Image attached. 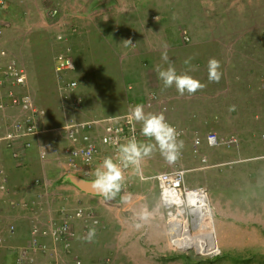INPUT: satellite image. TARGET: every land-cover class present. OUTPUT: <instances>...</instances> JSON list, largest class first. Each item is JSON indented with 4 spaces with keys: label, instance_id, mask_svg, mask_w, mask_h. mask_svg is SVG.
Wrapping results in <instances>:
<instances>
[{
    "label": "rangeland",
    "instance_id": "rangeland-1",
    "mask_svg": "<svg viewBox=\"0 0 264 264\" xmlns=\"http://www.w3.org/2000/svg\"><path fill=\"white\" fill-rule=\"evenodd\" d=\"M41 1V6L30 2L28 10L38 14L42 9L47 18L42 22L48 23V26H44L47 36L43 39L49 41L48 50L51 52L40 54L42 60L51 58V61H46L47 68H44L47 89L44 96H36V85L29 83L27 91L36 98L40 107L44 106L50 113L47 126L52 127L54 120H62V123L66 120L61 116L65 111L51 83L55 61L53 66L51 62L61 52L74 57L77 71L71 76L79 80L81 90L83 86L91 87V83L96 81L100 96L104 90L109 98L114 97L118 90H125L123 83L112 84L119 78L121 54L117 57L116 52L111 50L122 46L139 51L144 66L150 65L152 69L154 60L151 55L159 56L158 64H163L165 68L171 64L178 74H188L206 85L191 95H180L176 90L178 108H172L168 118L184 131L179 140L183 146L177 159L169 162L156 150L142 159L141 168L134 166L126 172L121 192L114 199L103 197L102 201L115 207L120 216L127 211L129 225L144 228V213L155 211L157 207L154 204L159 198L158 184L153 177L171 168H184L189 171L188 186H203L210 192L213 227L205 228L204 232L206 235L210 232L217 234L221 254L203 257L193 249L186 253L172 246L170 239L169 244L157 247L136 235V241L130 238L126 246L129 258L119 260V264H264V0ZM5 5L0 4V26L9 10ZM19 8L24 7L21 5ZM23 12L25 14L27 11ZM40 22L26 21L25 28L36 24L35 28H41ZM20 25L24 28V21ZM2 27L5 28L4 25ZM186 34L190 37L189 42L184 39ZM59 35L63 39H59ZM34 39L40 40L42 37ZM126 40H131L132 44L124 42ZM14 41L18 47L14 46L12 51L21 58L16 61L23 63L26 44L30 42L26 43L27 38L24 37ZM164 44L168 45L167 49L162 47ZM165 50L169 56L168 62L161 59ZM212 58L221 64L222 76L218 83L208 80V62ZM189 59L191 66H195L191 71L188 70L190 65L185 64ZM4 93L0 89V96ZM85 101L88 104L91 100L88 98ZM96 101L94 107L101 109L95 111L101 114L111 111V103H104L101 99ZM18 115L14 110L6 116L0 115V136L10 127L11 121L19 118ZM211 133L220 137L221 146H209L207 136ZM196 137L202 138L201 157L195 153ZM232 138L237 140L235 144H230ZM142 141L154 143L147 137H142ZM7 150L15 159L13 151ZM202 158H206V163L202 162ZM61 169L63 175L67 176L64 167ZM239 188L247 194L245 201L237 196ZM9 194L1 198H6L5 202L9 205H5L14 211L21 209H13L12 204L36 198L34 195L15 199ZM240 199V204L233 203ZM54 203H58V200L50 204L42 202L40 214L50 213ZM144 206H148V209H144ZM218 210L223 218L222 237L218 234ZM34 213L24 210L30 221H37ZM166 213H163L165 222ZM46 217H43V221ZM5 223L7 231L14 226L9 219L5 218L4 221L3 218ZM201 230L202 227L193 229L197 236H201ZM3 249L4 245L1 244L0 260ZM109 264L117 263L111 258Z\"/></svg>",
    "mask_w": 264,
    "mask_h": 264
},
{
    "label": "crops",
    "instance_id": "crops-1",
    "mask_svg": "<svg viewBox=\"0 0 264 264\" xmlns=\"http://www.w3.org/2000/svg\"><path fill=\"white\" fill-rule=\"evenodd\" d=\"M30 2L38 6H41L42 4L41 0H5V8L7 7L9 10L6 8L8 12L7 15H4V18H2L3 20H1V22L3 23L0 26V67L7 65L8 62L12 60L16 61L17 59H21L20 57H17L16 52L14 53L12 51L14 46H16V48L18 47L17 42L14 41V39L20 37L27 38L26 43H30L26 44L25 62L22 61L23 63H18L26 67L29 75V83L31 85H36L35 95L44 96L47 89L44 68H47L46 65L48 62L46 61H51V58L48 57V60H42L40 54H48L50 51L48 50V47H50L49 41L43 39L44 36H47L45 30L47 28H44V26H48V23H42L47 20V18L44 17L45 15L42 9L38 11V14L28 10V5ZM21 5L24 8H19ZM16 10H18V12H16ZM23 11H27L29 15L26 12L25 14L28 16H24L25 14ZM32 20H39V22L41 21V24H39V27L41 28H35L37 24L34 25V27L27 28V26L25 28V22L29 21L32 23ZM22 21H24V28L23 25H20L22 24ZM3 25L5 28L2 27ZM35 37H42V39L37 40L34 39ZM13 43L15 44L12 45ZM53 51L54 50H52V52ZM111 52H116L115 55L117 57H120L121 54L118 63L120 72L117 74L119 78L112 84L119 85L123 83L125 90L123 91L120 89L113 94L114 97L109 98L106 90L103 91V95H101L102 97L100 96L97 90L96 81L91 83V87L83 86L82 90L80 86L79 92L84 102V112L82 117L100 119L119 116L127 113L132 108V106L142 104L144 106L145 113L159 114L163 112L165 118L168 119V117L171 116H169V114L171 113L170 111L172 108L174 110L178 108L176 104V88L175 86L171 88H165L163 81L159 79L158 72L155 71L156 66L159 65L161 68L166 69L163 64H158L160 61L159 56L153 57L151 55L154 60V67L152 65L151 69L150 65L144 66V59L143 56L139 55L140 52L136 50L133 51L128 46L127 48L122 46L119 49L113 47ZM53 62L54 60L51 62L52 66ZM108 67L109 66H107V68ZM51 83L57 90L58 95L56 94V96L59 97V104L62 106L63 101L61 99L60 93L58 92L60 90L59 84L56 80L54 67ZM28 93L29 92L26 94ZM153 95H157L158 99L156 101L151 98ZM88 98L91 101L86 104L85 100H88ZM100 99L104 103H111L109 108L111 111L108 110L109 113L103 112L101 114L98 111H95L101 109L100 107H94V102ZM163 108H167V110L163 111ZM43 109L47 112L49 118L50 113L44 108V106ZM13 110L19 114L18 110L10 109L5 112L0 111V115L5 114L6 116L8 115V112L11 113ZM71 113L73 115H77V112L75 113L74 111H71ZM86 113L89 116L86 115ZM61 114L62 118H67V116H69L68 112ZM17 119L11 121L10 123L16 122ZM6 122H8V119ZM63 124L64 123H62V120H54L53 126L47 127L59 128ZM184 124L185 123L183 122V125ZM191 124L194 125L193 122ZM188 125L192 126L190 124ZM188 125H185V127L188 128ZM192 127L194 130L197 129L195 126ZM139 128L141 132V123H139ZM142 137L144 136L142 135ZM34 143L35 147L27 153V156L22 161L13 159L11 152L4 146L0 148V170L3 171V175L7 176L9 179V196L11 198L14 196L15 199H18L21 196L34 197V195H36L37 198V194L41 190H38L34 187V182L39 178H46L53 183L54 191L60 194L61 197H59L58 203L52 204L50 213L40 214V216H42V221L44 216L47 215V217L44 219H48L49 217L56 214L57 209L61 208L72 211L78 207L88 206L95 208L97 213L100 214V224L95 226L96 233L91 240L87 238L89 229L85 227V224L78 220H74L76 238L72 242V248L69 254L61 253L59 258H55L56 260H49L50 258L39 257L37 260L38 264H77V261H82V264H98V262H101L102 264L103 262H106L109 264L111 262V258L115 261V263L119 264V260L122 261L129 258V252L126 246L129 245L130 238L133 239L134 242L136 241V235H138L140 238L143 237L148 244H153L157 247L161 244H169L168 231L165 224V216L163 214L165 210L161 203L160 191L159 198L154 204L155 208L157 207L156 210L153 212L148 211V216L144 215V220H146L144 228L136 227L134 225L131 226L128 222L127 211L126 213L122 212L120 216V214L116 212L115 207H110L104 202V200L102 201V199H104L103 197L88 195L68 182L66 180V176H64L61 172L62 169L60 164L53 160L43 161L39 155V148L37 147L38 144H36L38 141L36 140ZM125 176L127 177V174L124 175V177ZM95 178L96 177L94 173L93 176L88 179ZM242 190L243 189L240 188L238 189L237 196L242 197L244 200L247 194ZM3 199L4 197L0 198V237L3 238L4 251L1 254L2 257L0 264H16L15 253L17 252V249L27 245L30 242L31 226L32 221L34 220L30 221L28 215L24 214V210H10L5 205H9L7 202H5L7 199ZM240 201L241 199L239 201L235 200L233 203H235V205L240 204ZM144 209H148V206H144ZM217 215H219L217 219V225L218 230L220 231L218 234L220 235L219 237H222L221 227H223V218L219 210ZM3 218L4 221L5 218L9 219L10 223H12L11 225L14 224V233L10 232L9 230L7 231L6 223L3 224ZM157 218L160 219V221H158ZM37 219H40V217ZM93 227L94 226L91 228ZM12 248H14V251H12Z\"/></svg>",
    "mask_w": 264,
    "mask_h": 264
},
{
    "label": "built area",
    "instance_id": "built-area-1",
    "mask_svg": "<svg viewBox=\"0 0 264 264\" xmlns=\"http://www.w3.org/2000/svg\"><path fill=\"white\" fill-rule=\"evenodd\" d=\"M0 4L4 6L6 3L1 0ZM59 39H63V37L59 36ZM184 39L187 42L190 41L187 34ZM76 71L77 65L73 56L67 52H61L56 56L55 75L63 101L62 109L68 112L69 116L61 127L48 128L46 111L38 106L30 94L24 92L28 86L26 68L15 61H10L5 67H0V89L5 91L4 96L0 97V111L15 109L20 114L18 120L11 123L7 131L0 136V148L4 146L10 149L13 151V157L22 161L27 153L35 147L34 141L37 140L39 155L43 161L53 160L64 167L68 174L88 179L93 176L106 157H111L119 163V146L127 143L133 137L142 143V135L138 122H133L135 127L129 123L130 110L119 116L100 119L83 118L84 102L79 92L80 84L76 78L70 76ZM151 98L155 101L158 99L157 95H153ZM166 110L167 108H163V111ZM71 111L77 112V115H73ZM166 120L177 129L179 141L183 130L175 126L169 119ZM236 142L237 140L234 138L230 140V144ZM207 143L210 147L217 148L221 146L222 141L216 133H211L207 136ZM201 145L202 138L196 137L194 148L195 153L200 157L202 156ZM206 161V158H202L203 163ZM140 164L138 167L141 168ZM133 167L129 165L127 168H123V174L125 175ZM187 174L188 171L183 168H171L169 171L157 173L153 177L158 184L161 202L167 212V227L171 244L183 252L192 249L188 247L181 249L173 244L175 237L174 232L170 230L171 225L178 222L195 234L193 231L195 214L191 209L197 206L198 200L202 204L203 199L208 202H204V205L212 209L209 190L203 186L194 188L188 186ZM8 187L9 179L0 170V198L9 193ZM34 187L41 190L36 199L21 201L12 204V206L13 209L34 211L39 218L42 202L50 204L61 196L54 191L53 183L46 178L35 180ZM174 198H178V202L174 201ZM74 220L83 222L85 227L90 229L92 226L100 224V215L95 208L82 206L72 211L61 208L54 216L44 221L40 219L32 221L30 242L17 249L16 264H38L39 256L55 259L59 258L61 253L70 252L71 243L76 237ZM14 231L15 226H12L10 232L14 233ZM204 231V229L200 231L203 247L200 251L193 250L203 257L219 256L221 249L218 243L213 250H210L213 242L209 244L210 241L207 240ZM1 244H3V238L0 237ZM77 264H82V262L77 261Z\"/></svg>",
    "mask_w": 264,
    "mask_h": 264
},
{
    "label": "clouds",
    "instance_id": "clouds-1",
    "mask_svg": "<svg viewBox=\"0 0 264 264\" xmlns=\"http://www.w3.org/2000/svg\"><path fill=\"white\" fill-rule=\"evenodd\" d=\"M124 42L132 44L131 40H126ZM162 47L164 49H167L168 45L164 44ZM161 59L164 62L169 61V56L166 50L162 52ZM185 64L190 65L188 69L189 71L194 70L195 66H191L190 59L186 60ZM5 66L6 65H4L3 67ZM220 68H221L220 61H218L215 58L209 60L208 62L209 81L217 82V83L220 81L222 76ZM54 71H55V67H54ZM155 71L158 72L159 79L163 81V85L165 88H171L175 86L176 90L179 92L180 95H184L185 93H188L189 95L194 94L197 92V90H202L206 86L205 84L201 83L199 80L193 78L188 74H178L176 69L171 64H169V66L166 69H163L158 65L156 66ZM28 84H29V75H28ZM27 88H25L24 90L25 93L28 92ZM4 94L2 96H4ZM230 110H234V109H230ZM18 117L20 116L18 115ZM47 119H48V114H47ZM133 122L141 123L142 124L141 135L150 138V140L154 141V143H141L138 142L135 139V137H133L132 139L128 140L127 143L119 146L118 148L119 163L115 162L111 157H106L103 160L100 167L96 169L95 172L96 178L93 183L94 186L105 196V198L109 200L114 199L117 196V194L121 192L122 185L125 180L123 174V168H127L129 165L138 167L141 160L144 157H148L152 155L153 152H155L156 150H158L159 153L169 162L175 161L179 155L180 149L183 146V142L178 141L177 139L179 136L177 129L167 122L163 112L159 114L145 113L144 106L142 104H137L134 107L132 106V108L130 109L129 123L132 124L133 127H135V124ZM144 215L146 216L147 213L145 212ZM166 227H167V223H166ZM167 231H168V227H167ZM95 233H96L95 227L90 228L87 234V238L91 240L92 237L95 236ZM168 236H169V232H168Z\"/></svg>",
    "mask_w": 264,
    "mask_h": 264
},
{
    "label": "bare ground",
    "instance_id": "bare-ground-1",
    "mask_svg": "<svg viewBox=\"0 0 264 264\" xmlns=\"http://www.w3.org/2000/svg\"><path fill=\"white\" fill-rule=\"evenodd\" d=\"M174 201L178 202V198H174ZM204 202H207V200L203 199L202 204H200L198 200L197 206L191 209L192 212L195 214V218L193 219V226H194L193 229L196 227H200V228L202 227L203 229L213 227L212 225L213 217L210 212V208L204 205ZM170 230L174 232L175 239H173V244L176 245L177 247L181 249L183 247H188L191 249H195L197 251H200V249L203 247L202 237L200 235L198 236L195 235L194 233H192L190 230H188L178 222H174L171 225ZM206 236H207V240L210 241L209 244L213 242L210 250H213L217 246V243L219 245L217 234H215L214 232H210ZM183 237L185 238L184 240Z\"/></svg>",
    "mask_w": 264,
    "mask_h": 264
},
{
    "label": "water",
    "instance_id": "water-1",
    "mask_svg": "<svg viewBox=\"0 0 264 264\" xmlns=\"http://www.w3.org/2000/svg\"><path fill=\"white\" fill-rule=\"evenodd\" d=\"M66 180L69 181L71 184L76 186L78 189H80L82 192L92 195V196H98V197H105L95 186H94V180L95 179H86L79 175L75 174H68L66 176Z\"/></svg>",
    "mask_w": 264,
    "mask_h": 264
}]
</instances>
